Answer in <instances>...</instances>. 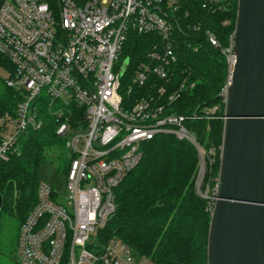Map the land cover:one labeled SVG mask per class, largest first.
<instances>
[{"label":"built area","instance_id":"built-area-1","mask_svg":"<svg viewBox=\"0 0 264 264\" xmlns=\"http://www.w3.org/2000/svg\"><path fill=\"white\" fill-rule=\"evenodd\" d=\"M184 0H4L0 6V53L12 64L4 78L20 92L15 116L0 119V160L15 151L19 136L42 125L44 103L58 122L56 134L66 138L69 157L66 194L59 197L49 183L38 184L36 202L19 227V264H155L137 256L118 237L101 241L102 229L115 211V188L141 160L143 142L173 135L191 143L198 156L197 193L212 212L219 174L206 182L215 160L213 148L197 140L190 120L217 117L219 105L189 114L171 103L170 66L176 61L178 12ZM217 0H202L213 8ZM227 21H224L226 24ZM148 36L149 48L124 72L123 45L129 33ZM206 38L227 62L219 92L224 105L236 62L234 35L222 47L207 30ZM128 59V58H127ZM161 80L165 81L161 84ZM192 85V84H191ZM156 87L139 91L134 87Z\"/></svg>","mask_w":264,"mask_h":264},{"label":"trees","instance_id":"trees-1","mask_svg":"<svg viewBox=\"0 0 264 264\" xmlns=\"http://www.w3.org/2000/svg\"><path fill=\"white\" fill-rule=\"evenodd\" d=\"M4 0H0V6ZM202 0H184L178 15L176 61L170 66L172 92L185 80L180 96L171 103L177 113L189 114L205 106L219 105L215 118L202 117L187 122L206 149L213 148L215 160L207 168L206 182L219 174L224 105L219 97L226 75L225 56L206 38L211 31L222 47L229 44L236 24L237 0H217L213 8L202 7ZM224 21H227L224 24ZM149 48L148 36L130 32L122 57L134 65ZM12 70L9 59L0 53V68ZM165 81L161 80V84ZM192 84V85H191ZM154 91L156 87H134ZM20 92L6 85L0 75V119L16 115ZM42 125L19 136L15 151L0 160L1 211L16 217L18 225L36 202L41 173L50 151L58 150L59 168L67 173L69 160L66 138L56 134L58 122L40 104ZM1 129V125H0ZM142 157L115 188V211L97 231L101 241L118 237L137 256L155 264H207V239L211 219L208 200L195 188L198 156L195 147L173 135H158L141 145Z\"/></svg>","mask_w":264,"mask_h":264},{"label":"water","instance_id":"water-1","mask_svg":"<svg viewBox=\"0 0 264 264\" xmlns=\"http://www.w3.org/2000/svg\"><path fill=\"white\" fill-rule=\"evenodd\" d=\"M233 52L207 264H264V0H237Z\"/></svg>","mask_w":264,"mask_h":264},{"label":"rangeland","instance_id":"rangeland-1","mask_svg":"<svg viewBox=\"0 0 264 264\" xmlns=\"http://www.w3.org/2000/svg\"><path fill=\"white\" fill-rule=\"evenodd\" d=\"M0 75L5 78L8 71L0 68ZM67 151V149H66ZM58 150L50 151L47 160L42 168L41 178L50 184L59 197L66 194V173L62 172L58 164ZM63 156L68 155L63 154ZM19 225L15 216L5 212H0V264H19L17 261V239Z\"/></svg>","mask_w":264,"mask_h":264}]
</instances>
